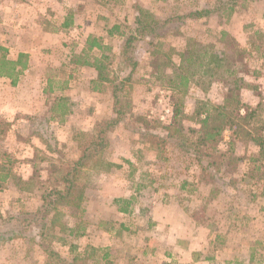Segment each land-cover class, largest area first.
Segmentation results:
<instances>
[{
    "label": "rangeland",
    "instance_id": "374dc122",
    "mask_svg": "<svg viewBox=\"0 0 264 264\" xmlns=\"http://www.w3.org/2000/svg\"><path fill=\"white\" fill-rule=\"evenodd\" d=\"M216 2L0 0V49H6L0 55L11 59L28 48L27 60L33 63L15 85L0 77V171L3 165L11 170L0 182V264H264L259 147L234 139L225 129L218 144L201 147L200 164L171 143L153 149L144 135L166 136L171 126L199 130L196 113L224 103L230 86L209 74L200 78L204 68L184 65L183 73L197 72L191 83L178 90L171 84L181 73L180 54L193 45L224 57L229 67H240L245 103L264 102V0L239 2L229 18L222 13L182 24L177 20L157 36L136 41L138 66L119 94L129 107L124 121L108 133V143L91 152L90 165L83 169L82 207L62 206L55 218L48 217L43 238L36 222L24 236L8 240L18 223L7 218H33L43 194L59 186L67 164L104 121L115 117L112 86L96 82L93 68L77 65L76 58L94 61L106 55L110 76L124 79L130 69L122 64V34L135 30L138 9L166 21ZM75 18L85 26L42 46V26L62 28ZM90 32L104 50L84 54ZM176 106L188 117H178L177 124ZM260 117L264 120V113ZM22 119L32 121L23 127ZM208 163L213 165L203 169ZM117 199L132 200L131 212H120L124 203Z\"/></svg>",
    "mask_w": 264,
    "mask_h": 264
},
{
    "label": "trees",
    "instance_id": "16d2710c",
    "mask_svg": "<svg viewBox=\"0 0 264 264\" xmlns=\"http://www.w3.org/2000/svg\"><path fill=\"white\" fill-rule=\"evenodd\" d=\"M252 1L255 0H217L213 7L197 9L166 21L155 20L151 18L152 16L146 10L142 8L138 9L135 30L128 35L122 34L124 36V43L121 48L122 64L124 67L126 66L130 69V73L124 79L118 76L115 78L110 76L108 67L105 63L109 60L108 56L102 55L100 58L96 57L94 61H88L78 56L75 61L76 64L89 66L97 71L98 77L96 82L99 84L108 83L112 86L115 99V117L104 121L98 129L97 136L88 140L87 144L82 146L79 157L67 164L59 176V186L43 194V204L34 215L31 216L33 218L23 219L13 216L7 218V222L15 221L18 223L17 227L13 230V234L8 237V240L24 236L22 233L24 229L25 232H30L28 231L29 227L33 226L36 222L40 223L39 237L43 238L44 234L42 230L48 217L55 218L60 213L59 210L62 206L75 209H80L82 207L87 190L82 184L83 169L90 165L91 152L108 143V133L112 132L124 121L128 110L127 108L129 107L128 105H123V100L120 99L119 94L125 90L138 66V61L133 55L136 41L144 38L148 39V36H150V38H153V35L157 36L160 29L175 23L177 20L181 21L182 24L187 19H202L222 13H226L229 18L234 14L236 8L239 6V2L246 3ZM114 29L117 30L119 27H115ZM113 32L114 30L109 31V35H113ZM193 46V48H189L186 52L180 54L181 60L178 70L181 71L184 65H194V67L198 69L204 68L205 70L200 78L207 77L209 74L210 79L219 78L222 82L226 83V85H229L230 88H226L224 93V103L221 106L210 107L204 111L199 110L196 113V117L200 123L199 130L188 129V131L185 132L182 127L171 126L167 129L168 134L166 136L145 132L144 135L149 146L153 149H160L161 147H165L168 143H171L182 152L193 155L201 164L205 154L202 152L201 147L218 144L224 130L229 129L234 139L246 142L251 141L258 146L259 156L260 158H264V120L260 117V114L264 113V102H259L257 106L251 107L241 98L240 92L246 81L244 77L240 75L241 72L238 70L240 67L236 65L233 68L229 67L228 64H225L228 62L224 57L219 54L212 55V51H209L207 47L204 49V52L201 53L199 51L201 49L199 46ZM95 48L100 50L105 49L98 38L89 36L86 41V51L84 54L92 52ZM0 50L2 53L6 51L5 48H1ZM27 59L28 55L25 53L19 54L17 60H10L5 54L0 55V77L11 79L12 84L15 85L18 78L29 68ZM219 71L222 73H219ZM196 73L197 72L191 71L176 73L171 79V84L175 85L176 90L179 88H187V85L191 83V79ZM176 81H178V83H176ZM175 108L174 119L176 124L178 117L183 119L188 118L182 110V107L176 106ZM203 115L204 117H202ZM194 134L197 136L192 139L191 135ZM212 165V163H208L207 166L203 165L202 167L203 169H208ZM256 170H261V167H256ZM10 176L11 170L9 171V169L3 165L0 171V182L5 183ZM117 200L118 203H124V206L119 208L120 212H131L132 200ZM17 230L20 231V234H15ZM8 234L10 233L8 232Z\"/></svg>",
    "mask_w": 264,
    "mask_h": 264
},
{
    "label": "crops",
    "instance_id": "0c3cea01",
    "mask_svg": "<svg viewBox=\"0 0 264 264\" xmlns=\"http://www.w3.org/2000/svg\"><path fill=\"white\" fill-rule=\"evenodd\" d=\"M59 5V4H58ZM68 6L70 7V8H72L73 7V5H71V4H68ZM52 10H53V8H52ZM237 15V13L234 15V16H236ZM234 21H235V19H234ZM234 21H232L233 23L231 24V30H230V33H232L233 34V28L235 29L236 28V26H235V22ZM68 24V25H67ZM81 25H84V24H82V23H79V22H77V20H76V18L74 19V21H69L68 23H66L64 26H62V28L60 27V28H53V30H51V28H43V26H42V29L44 30V34H43V42L42 43H44L42 46H44V45H46V44H49V43H52V42H54V41H61L62 40V38H66L67 37V35L72 31V29H74V28H80L81 27ZM259 25V24H258ZM85 26V25H84ZM261 26H264V23H262V25ZM67 27V28H66ZM257 27V26H256ZM244 29H247V26H241V31L244 33ZM233 30V31H232ZM241 34V33H240ZM89 36H95V33H93V32H90L89 34H88V37ZM103 37H104V35H103ZM46 40H48V43L47 42H45ZM84 48V47H83ZM26 51H21V52H25V54H29L28 52H29V49L27 48V49H25ZM260 49L258 48V47H256V51L258 52ZM84 51V49H82V51L81 52H83ZM19 54H21V53H17L16 55L15 54H11L10 55V60H17V58H18V56H19ZM263 58H264V56H262ZM30 59H31V56L29 57ZM33 63L30 61V63H29V68L31 67V65H32ZM78 65V64H77ZM80 66H83V65H80ZM83 67H89V66H83ZM29 68H28V70H29ZM90 68H92V67H90ZM93 73H94V76H97V72L95 73V69L93 68ZM22 76V75H21ZM96 77H92L91 78V80H93L94 81V79H95ZM261 89V88H260ZM50 90H48V92H49ZM14 104V106L15 107H18V105L19 104H15V103H12V105ZM21 106V105H20ZM16 109V108H15ZM41 109V108H40ZM51 111H54L55 112V110L52 108V109H50ZM67 112V110H65V113ZM23 116H25V115H23ZM33 119V118H32ZM32 119H29V120H23L22 119V126L24 127V126H26L27 124H30V122L32 121ZM21 120V119H20ZM30 121V122H29ZM53 124H56V123H53ZM56 125H58V124H56ZM77 159V158H76Z\"/></svg>",
    "mask_w": 264,
    "mask_h": 264
}]
</instances>
